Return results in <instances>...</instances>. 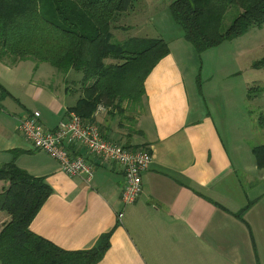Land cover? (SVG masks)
Returning a JSON list of instances; mask_svg holds the SVG:
<instances>
[{
  "label": "crops",
  "instance_id": "obj_1",
  "mask_svg": "<svg viewBox=\"0 0 264 264\" xmlns=\"http://www.w3.org/2000/svg\"><path fill=\"white\" fill-rule=\"evenodd\" d=\"M164 14H158L151 38L165 39L170 53L145 81L133 129L107 110L97 111L94 119L107 137L153 154L142 174L144 190L134 203L121 201L124 172L118 164L97 161L91 178L70 176L19 130L20 120L33 110L41 111L46 127L56 128L81 94V73L42 71L45 62L0 60V84L10 93L0 99V165L13 161L52 187L31 229L58 246L89 249L114 228L97 264H264V168L252 152L264 141H252L257 132L246 105L247 100L257 104L263 136L264 82L252 85L245 77L250 68L264 69V63L253 66L264 60V52L242 66L256 45L244 42L264 26L198 53L171 12ZM192 47L203 62L200 74H194ZM208 59L211 73L205 77ZM8 187L0 180V205ZM10 220L0 209V232Z\"/></svg>",
  "mask_w": 264,
  "mask_h": 264
},
{
  "label": "trees",
  "instance_id": "obj_2",
  "mask_svg": "<svg viewBox=\"0 0 264 264\" xmlns=\"http://www.w3.org/2000/svg\"><path fill=\"white\" fill-rule=\"evenodd\" d=\"M133 1L0 0V60L15 64L29 59L37 65L50 63L64 75L81 73V94L68 111L85 120L94 121L100 106L114 116L141 109L145 81L170 47L163 38L118 40L115 21ZM233 5L239 14L225 28V15ZM169 9L198 53L264 26V0H173ZM9 94L0 84V99ZM252 152L264 168V144L253 145ZM0 180L9 182L0 209L11 215L0 232L1 264H97L103 258L114 228L89 249H64L31 229L53 193L46 179L12 161L0 165Z\"/></svg>",
  "mask_w": 264,
  "mask_h": 264
},
{
  "label": "built area",
  "instance_id": "obj_3",
  "mask_svg": "<svg viewBox=\"0 0 264 264\" xmlns=\"http://www.w3.org/2000/svg\"><path fill=\"white\" fill-rule=\"evenodd\" d=\"M103 109L100 106L98 111ZM18 128L35 149L58 160L63 171L70 176L86 174L87 178H91L97 161L118 164L124 172L121 193L124 206L134 203L142 194V174L153 161L149 149H133L107 137L97 122L85 120L74 111H69L56 128L49 129L41 120V111L33 110L20 120ZM123 216V210L117 212L119 221Z\"/></svg>",
  "mask_w": 264,
  "mask_h": 264
},
{
  "label": "rangeland",
  "instance_id": "obj_4",
  "mask_svg": "<svg viewBox=\"0 0 264 264\" xmlns=\"http://www.w3.org/2000/svg\"><path fill=\"white\" fill-rule=\"evenodd\" d=\"M173 0H134L133 4L130 6V8L123 12L115 21L118 28L117 31H115V35L117 36L118 40H125L129 37L138 36V37H154L156 36V33L154 31V26L156 25V22H158V14L164 12L165 14H169L170 16V9L169 5ZM164 14V15H165ZM239 14V8L236 5L231 6V8L228 10V12L225 15L224 19V27L226 28L230 22ZM123 26L122 28H120ZM176 26V25H175ZM174 30V29H173ZM176 30H179L178 26L176 29L172 32H170L169 35H172ZM259 34L256 36V38H248L244 42L243 46L247 42H251L252 40L256 44L253 48V51L249 54H247L242 62V66H244L246 61H253L254 59L261 58L263 56L264 49L262 48V45L264 43V31H256ZM165 35L163 34V37ZM193 48V47H192ZM194 54L197 56V60L193 61L192 67H194V74L197 71L199 73V66L202 65L201 57L197 54L195 49H192ZM47 68H55L52 64L45 62V65L42 67V71ZM260 72V73H257ZM211 73L210 69V61L209 59L206 60V65L204 72L202 73V76L205 77L209 76ZM262 73H264V69H261L260 71H257L256 69L250 68L249 71L245 73V77H248L250 80V83L252 85H258L262 86L264 80L261 78ZM200 74V73H199ZM198 74V75H199ZM260 74V75H258ZM188 75H190L188 73ZM41 81H46L45 77L40 78ZM38 80V82H40ZM246 105L252 110V117L254 120V126L257 134L254 135V139L252 140L255 143H262L264 141V135L260 136L258 133V130H261V133L263 134V130L261 129V114L257 110V104L253 101L247 100ZM139 109L132 110H126L125 114L123 116L120 115V113L117 114L118 118H121V120L129 124V126L134 127V117L137 115ZM254 110V111H253ZM128 115V116H127ZM261 134V135H262ZM136 149H144V146L137 147Z\"/></svg>",
  "mask_w": 264,
  "mask_h": 264
}]
</instances>
